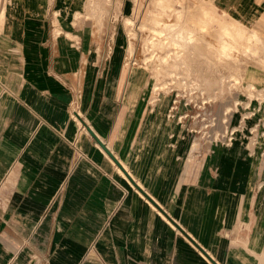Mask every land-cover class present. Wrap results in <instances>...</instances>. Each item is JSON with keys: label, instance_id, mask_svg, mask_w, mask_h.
<instances>
[{"label": "rangeland", "instance_id": "1", "mask_svg": "<svg viewBox=\"0 0 264 264\" xmlns=\"http://www.w3.org/2000/svg\"><path fill=\"white\" fill-rule=\"evenodd\" d=\"M199 1L106 0L103 8L91 1L74 16L70 10H63L67 5L61 0H0V103L8 98L11 105L20 103L31 110L32 106L20 102L15 92L22 87L23 93L24 87L42 82L41 110L50 117L56 115L57 98L60 107L70 111L61 128L53 124L57 131L54 135H60L54 139L61 138L62 143L52 144L50 133H45L42 143L29 142L18 148L12 144L9 149L0 145V153L4 150L16 156L7 160L6 166L0 160V251L3 244L4 251L7 247V251H15L8 239L24 237L31 241L26 245L29 251H51L44 255L43 264H63L71 258L75 264H150V251H127L122 241L103 239L109 223L88 224L97 209L74 207L67 192L70 175L57 176V172L73 170L81 160L53 159V155L64 154L67 144L78 157L83 154L68 140L72 121L97 141L72 111H79L75 99L89 89L93 95L102 89L106 104L134 106V113L129 115L141 114L145 107L150 109L153 97L161 95L165 104L170 98V108L162 111L163 107L157 106L155 113L150 109V140L159 138L160 146H165L164 142L171 150L185 153L186 158L180 162L186 165V174L200 169L204 185L210 184L214 171L220 177L221 169L227 168L235 176H249L251 200H264V0H205L208 9L196 25V31L204 30L199 40L201 70L185 71L178 65L172 72L159 68L154 73L152 64L148 68L145 63L149 57L154 64L160 63L158 54L162 50L157 48L153 54L156 47L150 46L152 40L148 39L153 25L173 31L187 21L184 14L195 10ZM180 15L183 22L177 21ZM231 20L240 27L232 35L226 29ZM87 22L92 25L86 45L84 30L76 27L86 28ZM59 28L62 32L56 38ZM66 31L77 37L66 35ZM246 37L254 50L246 49ZM29 38L39 40L35 59L29 57L35 46ZM206 41L210 45L206 46ZM225 44L226 53H221ZM164 67L169 68L166 64ZM195 75L200 78L196 83L192 79ZM253 75L262 80L257 82ZM221 77L224 86L220 85ZM202 78L209 79V86ZM157 83L164 88L157 90ZM18 107L12 114L18 113ZM83 118L89 121L87 116ZM54 121L45 115L42 118L44 127ZM115 154L120 157L122 153ZM112 158L113 166L125 176L118 168L127 171ZM142 193L150 206V196ZM7 213L12 217L9 229L4 224ZM34 260L30 257L29 263L34 264Z\"/></svg>", "mask_w": 264, "mask_h": 264}, {"label": "crops", "instance_id": "2", "mask_svg": "<svg viewBox=\"0 0 264 264\" xmlns=\"http://www.w3.org/2000/svg\"><path fill=\"white\" fill-rule=\"evenodd\" d=\"M61 1L67 5L63 10H70L73 15L68 8L70 0ZM73 1L74 9L79 12V8H87L91 1L103 8L106 0ZM85 25L86 28L82 25H77L76 28L84 30L87 45L92 23L87 22ZM57 29L56 38L62 32L59 28L57 33ZM66 35L77 37L70 31H66ZM33 42L35 46L29 57L35 59L39 40L35 38ZM17 62L21 63V59ZM116 80H121V77ZM52 86H56V83L52 82ZM29 87H24L23 93L20 87L15 94L20 102L25 101L31 105V110L18 103V113L14 115L12 113L16 111V106L11 105L8 98L0 103L2 149H9L12 144L18 148L29 142L42 143L45 133H50L49 142L52 144L62 143L61 138L56 141L54 139V136L57 138L60 135H54L57 131L53 129V124L61 128L62 123L70 118L68 107H60L56 98L57 112L50 117L41 110L42 82H34ZM82 96L75 99L79 104V111H72L80 121H84V125H87L88 131L97 141H92L88 133L78 129L76 122L72 121L68 127V135L72 133V136L68 140L83 152L82 157L75 155L74 148L67 144L64 154L56 157L53 155L51 158L67 161L80 158L77 167L66 172H57V176L70 175L67 192L74 207L97 209L94 211L95 218L93 221L88 219V224L109 223L103 239L122 241L121 246L127 251H150V264H264V210H260L264 208V200H251L249 176L245 179V174L240 177L237 173V179L235 173L223 168L220 177L214 171L210 184L204 185L202 175L198 173L200 169H196L195 174H186V165L184 167L180 162L186 158L185 153L171 150L164 142L165 146H160L162 143H158L159 138L152 137L150 140L148 107L140 111L141 114L129 115L128 112L134 113V106L106 104L102 89H99L98 95H93L89 89ZM44 115L47 119L55 120L51 122V126H43ZM83 116H87L89 121ZM102 147H106L119 163L122 162L120 158L127 163L128 168L121 163L127 171L125 173L121 168L125 176L113 166V156ZM118 151L124 156H116L115 152ZM15 157L4 150L0 153L3 166H6L7 160ZM3 166L2 169H5ZM136 190L141 196H144V191L150 196V206ZM66 211L67 209L64 212L65 217ZM11 218L10 213L4 216V224L8 225V229L11 227ZM19 220L20 216L18 223ZM64 220L61 221V228L65 226ZM86 235L90 239L89 231ZM8 240L16 249L7 251V247L4 251L5 246L2 243L0 264H31L30 257L35 259L34 264H43L44 255L51 252L29 251L26 245L31 241L24 237H12ZM63 264L75 263L71 258Z\"/></svg>", "mask_w": 264, "mask_h": 264}, {"label": "bare ground", "instance_id": "3", "mask_svg": "<svg viewBox=\"0 0 264 264\" xmlns=\"http://www.w3.org/2000/svg\"><path fill=\"white\" fill-rule=\"evenodd\" d=\"M199 2L200 3H199L198 6H196L195 10H193V11L190 10L189 13L185 12L186 14H184V15L187 16V18H188L187 21L185 23H183L182 25H178L176 28H173V31H172V29H169V28H168V30H165L164 28H159V27H156V25H153V27L151 29V34L148 37L149 40L150 39L152 40L151 41V45H150V41L147 42L146 44L148 46L150 45L152 47H156V48L153 49V52H152L153 54H155V50L157 48H161L162 53L158 54L159 55V60L158 61L160 63L157 62V64H154L153 63L154 61H150V57H149V60L146 59L145 63H146V66L148 68H150V66L152 64V69L151 70H153L154 73L156 71H159V68H161V70L163 69V70H168V71L172 72V71H174V69H172V67H176L178 65L179 66H183L182 69H184L185 71L195 72V71L201 70L199 64L201 63V60H202V58H200L201 54H202V51H201L202 50V46L201 47L199 46V43H200L199 40H200V36H202V31H204V30L203 29H199L198 31H196V29H197L196 25L199 23L198 22L199 19L207 11L208 7H206V1L205 0H200ZM74 3H75V1H73V0L68 1V8L72 10V14L73 15H76L75 12H76L77 9L76 8L74 9ZM177 21L183 22L181 15L179 16V19ZM200 28H204V27L200 26ZM226 29H229V31H227V33L232 35L234 33H238L237 31L240 29V27H239V25L237 23H235L234 21L231 20L228 23V26H227ZM193 41L194 42L197 41V44L196 45L191 44V42H193ZM205 45L206 46L210 45V42L206 41ZM244 45H245L247 50L250 47H251V50H254L253 49V45H249L247 37H246V39L244 41ZM197 47H199V48H197ZM224 47L225 48L222 49L221 53H226L228 45L225 44ZM254 48H256V45L254 46ZM261 48L264 50V46L261 47ZM165 64L167 66H169V68L165 69V67H164ZM174 74H176V73H174ZM182 74H183V71H182ZM184 75H185V73H184ZM132 76H133V72H132ZM253 76H254V78H256L257 82L262 80V78L260 76H255V75H253ZM112 77H113L112 79L115 80L116 77H115V71L114 70L112 71ZM189 77H190V75L188 76V78ZM193 78H195L194 82L196 81V79L200 80V78L198 76H196V75L194 77H192V79ZM223 78L224 77H221V80H220L221 84L220 85L224 86ZM202 79L205 81V82L203 81L204 84L206 86H209V79H207V78H202ZM173 82H174V80H173ZM190 82H191V80H190ZM162 87L164 88V85L162 84V86H161V83L155 84V88L157 90H161ZM170 100L171 99L169 98V102L167 101V103L165 104L164 98L161 95H158L157 97H153L151 99V106H150L151 107L150 108L151 111L153 110V112L155 113V110H157L156 109L157 106H162L163 107L162 111H163V109L166 110L167 107L170 108L172 106L170 104ZM159 111H161V109H159ZM149 114H150V112H149ZM126 136L128 137V135H126ZM122 154H121V156H122ZM120 161H122L121 163H123V165L126 168H128V165H127V163L125 161H123L122 159H120ZM118 169L122 173H124L120 167ZM163 216H164V214H163Z\"/></svg>", "mask_w": 264, "mask_h": 264}, {"label": "water", "instance_id": "4", "mask_svg": "<svg viewBox=\"0 0 264 264\" xmlns=\"http://www.w3.org/2000/svg\"><path fill=\"white\" fill-rule=\"evenodd\" d=\"M105 149L108 151V149L105 147ZM109 152V151H108ZM110 153V152H109ZM111 154V153H110ZM111 156H113L112 154H111ZM114 157V156H113ZM115 158V157H114ZM116 159V158H115Z\"/></svg>", "mask_w": 264, "mask_h": 264}]
</instances>
